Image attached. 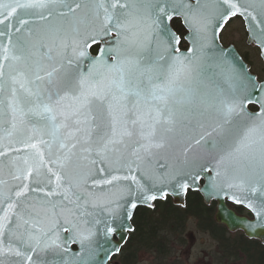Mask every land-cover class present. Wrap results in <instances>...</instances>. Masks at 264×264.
Wrapping results in <instances>:
<instances>
[{
  "label": "snow or ice",
  "instance_id": "snow-or-ice-1",
  "mask_svg": "<svg viewBox=\"0 0 264 264\" xmlns=\"http://www.w3.org/2000/svg\"><path fill=\"white\" fill-rule=\"evenodd\" d=\"M238 15L264 36V0H0V264H97L99 225L202 174L264 230V84L219 43Z\"/></svg>",
  "mask_w": 264,
  "mask_h": 264
},
{
  "label": "trees",
  "instance_id": "trees-1",
  "mask_svg": "<svg viewBox=\"0 0 264 264\" xmlns=\"http://www.w3.org/2000/svg\"><path fill=\"white\" fill-rule=\"evenodd\" d=\"M172 24L181 36L180 47L186 48L187 43L183 38L185 30L180 20L175 19ZM97 49L98 46H94L92 52L95 53ZM186 200L185 207L173 205L170 198L157 201L153 209L139 207L133 218L135 229L115 258H120L122 264H135L137 252L145 249L159 254V262L167 260L166 255L175 235L173 232L183 227L188 217H196L200 221L199 226L210 231L217 239L225 258L237 259L240 255L245 264H264V245L247 239L242 234L233 235L234 239L230 241L226 228L214 220L215 204L205 205L197 192H188ZM233 208L240 214H247L243 207L233 206Z\"/></svg>",
  "mask_w": 264,
  "mask_h": 264
},
{
  "label": "water",
  "instance_id": "water-1",
  "mask_svg": "<svg viewBox=\"0 0 264 264\" xmlns=\"http://www.w3.org/2000/svg\"><path fill=\"white\" fill-rule=\"evenodd\" d=\"M174 19H179L181 21L182 26L186 31V33L184 35V40L187 43V48L191 47L192 46L191 41H190V39H187L189 29L184 25L183 19L181 17H174ZM243 20H244V18H243ZM245 24H246L247 31L249 34V40H248L249 43L258 45L260 47L261 55L264 59V43H262V42H264V36H261L259 33H257L256 38L253 39L252 38L253 34L250 32L246 21H245ZM172 30L177 35H179L173 27H172ZM219 43L222 47H224L221 44L220 39H219ZM224 48L231 50V54L235 57H238L237 67H239L242 64L245 68H247L248 74L256 79V77L250 73L249 66L244 62V60L239 55V53L237 52V50L235 49V47L233 45L228 46V47H224ZM186 49L180 48V51L184 52V51H186ZM259 84H264V81H262ZM257 106H259V105H257ZM195 151H196V149L194 147V153H195ZM209 167H211V165H209ZM211 175L214 176V172L211 173ZM200 180L203 181V184L200 183ZM200 180L198 181L197 186L190 187L189 189L194 190V191H198L200 193L201 197L203 198V201L205 204L209 205V204H211L212 201H214L216 203L215 221L218 224L225 226L229 232L241 231L244 234V236L247 237L248 239L258 240L262 244H264V230L258 229L255 233H249V231L247 229V225L249 223H254L257 220L255 212L247 206V201H245L244 203H241V204H237L231 198L232 195L235 194V195H237L238 198L244 199L245 194L238 193V192L233 193L232 191H228L227 194H225L224 191H218V192L213 193V192H211V189H210V177H209V175L208 174H202V178ZM186 194L177 193L171 189H168V196H170L172 198V203L175 206H184L185 205ZM158 200H160V199H158ZM228 203H232L235 205H240V206L245 207L250 212V214L252 215V218H248L246 216L239 215L238 213H236L233 209H231L229 207ZM254 203H258V202L254 201ZM138 207H148V206L138 204ZM136 209L133 210L132 217H133ZM98 218L103 220L105 217L101 215ZM131 221H132V219L130 221H124V224L125 225L130 224L132 229H133V225H132ZM98 227H99V235H98L97 239H98L100 246L103 249H114L116 246H119V251L118 252L113 251L110 254V256H107V257L105 256V253L103 251H100L98 253V256H97V264H120L119 262L113 261V258L115 255H117L120 252L121 248L125 245V243L128 240L129 233L131 231H125L124 228H120L117 232H115V233L111 234L109 237L105 238L103 235V224L99 225ZM64 235H65L64 233H61L62 237ZM70 247H71V251L73 253H79L80 252V246L78 244H73Z\"/></svg>",
  "mask_w": 264,
  "mask_h": 264
},
{
  "label": "rangeland",
  "instance_id": "rangeland-1",
  "mask_svg": "<svg viewBox=\"0 0 264 264\" xmlns=\"http://www.w3.org/2000/svg\"><path fill=\"white\" fill-rule=\"evenodd\" d=\"M234 38L244 50L245 47L241 43V32L236 31ZM223 39L230 40L226 33ZM199 224L200 221L196 217H188L185 225L173 232L175 235H173L166 255L167 260L159 262V254L141 249L137 252L135 264H245L240 255L237 259L225 258L217 239ZM235 234H241V232L228 233L230 241H233L231 239H234ZM114 260L122 264L120 258L117 257Z\"/></svg>",
  "mask_w": 264,
  "mask_h": 264
},
{
  "label": "flooded vegetation",
  "instance_id": "flooded-vegetation-1",
  "mask_svg": "<svg viewBox=\"0 0 264 264\" xmlns=\"http://www.w3.org/2000/svg\"><path fill=\"white\" fill-rule=\"evenodd\" d=\"M231 27V28H230ZM236 31L241 32V43L245 47L243 50L240 43L234 38V33ZM229 36L230 40L225 41L223 39L224 34ZM220 40L225 46H235L239 55L242 57L244 62L249 66V71L256 77L257 82L261 83L264 81V59L261 55V50L258 45L249 43V34L245 21L241 16H236L232 18L224 27L223 31L220 33ZM248 109L251 112H258L259 106L256 104H249ZM202 183V180L200 181ZM197 192V191H189ZM198 193V192H197ZM234 209V208H233ZM235 210V209H234ZM236 211V210H235ZM239 213L238 211H236Z\"/></svg>",
  "mask_w": 264,
  "mask_h": 264
}]
</instances>
